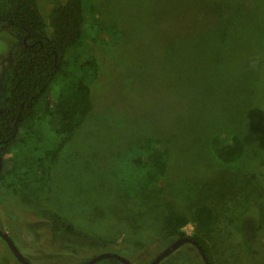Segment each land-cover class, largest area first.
<instances>
[{"label":"rangeland","instance_id":"obj_1","mask_svg":"<svg viewBox=\"0 0 264 264\" xmlns=\"http://www.w3.org/2000/svg\"><path fill=\"white\" fill-rule=\"evenodd\" d=\"M36 4L47 24L49 0ZM181 6L176 19L165 16ZM84 16L82 45L71 54L99 61L91 111L43 189L24 196L0 186V230L32 264H84L103 252L147 264L168 246L161 238L170 209L192 219L206 206L212 224L183 231L205 244L213 264H264V0H86ZM109 26L122 33L120 45L107 40ZM18 42L0 32V80ZM222 132L244 142L234 163L211 151ZM51 133L43 125L39 135ZM146 137L166 143V176L143 196H124L115 162ZM38 209L114 243L95 252L44 227L30 231ZM0 264H21L1 238ZM159 264L204 263L184 244Z\"/></svg>","mask_w":264,"mask_h":264},{"label":"trees","instance_id":"obj_2","mask_svg":"<svg viewBox=\"0 0 264 264\" xmlns=\"http://www.w3.org/2000/svg\"><path fill=\"white\" fill-rule=\"evenodd\" d=\"M85 2L49 0L51 9L46 24L36 0H0V32L19 39L10 51L9 65L0 80V142L2 152L12 154L1 163L0 186L12 193L27 196L43 189L59 153L91 111V85L99 76V61L94 55L71 54L82 45ZM181 11L182 6L176 14L165 16L174 20ZM162 16L161 13L158 17ZM119 32L114 26L105 27L107 40L112 39L114 45L122 40ZM43 125L51 127L52 133L40 136ZM210 148L224 164L238 161L245 150L239 136L226 132L214 135ZM168 166L166 143L157 137H146L117 158L113 174L122 195L139 197L166 176ZM35 216L41 221L28 224L30 231L47 228L54 238L65 239L79 248L96 252L114 243L74 226L48 209L36 210ZM212 222V211L206 206L195 207L192 219L170 209L163 219L161 239L169 245L187 236L183 228L189 223L203 230ZM189 237L199 243L213 264L205 244L195 235ZM197 253L200 256L198 250ZM101 261L120 264L112 259Z\"/></svg>","mask_w":264,"mask_h":264},{"label":"water","instance_id":"obj_3","mask_svg":"<svg viewBox=\"0 0 264 264\" xmlns=\"http://www.w3.org/2000/svg\"><path fill=\"white\" fill-rule=\"evenodd\" d=\"M0 167H1V162H0ZM0 238L5 242V244L8 246L9 250L12 252L13 256L15 257V259L18 262H20L21 264H32L20 254V252L18 251V249L16 248V246L14 245L12 240L8 237V235L6 233H4L1 230H0ZM183 244H191L192 246L196 247L200 253V257H201L203 263L204 264H210L208 262L206 256H205L204 252L202 251L199 243L189 236H185V237L179 238L177 240H174L167 247L162 249V251L160 253H158L155 256V258L147 264H159L162 261V259H164L167 255L173 253L177 248H179ZM106 259L115 260V261L119 262L120 264H132L131 262H129L124 257H122L116 253H112V252L99 253V254L95 255L94 257H92L91 259H89L84 264H94L98 261L106 260Z\"/></svg>","mask_w":264,"mask_h":264},{"label":"flooded vegetation","instance_id":"obj_4","mask_svg":"<svg viewBox=\"0 0 264 264\" xmlns=\"http://www.w3.org/2000/svg\"><path fill=\"white\" fill-rule=\"evenodd\" d=\"M9 65V63H8ZM3 111V101L1 100V97H0V114L2 113ZM6 155H12L11 153H8V152H2V143L0 142V162L2 163V161L4 160V158L6 157Z\"/></svg>","mask_w":264,"mask_h":264}]
</instances>
